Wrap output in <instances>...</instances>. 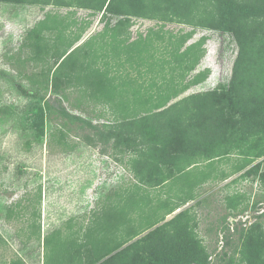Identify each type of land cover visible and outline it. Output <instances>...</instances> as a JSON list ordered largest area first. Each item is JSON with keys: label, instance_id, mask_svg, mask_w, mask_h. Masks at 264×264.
<instances>
[{"label": "rangeland", "instance_id": "374dc122", "mask_svg": "<svg viewBox=\"0 0 264 264\" xmlns=\"http://www.w3.org/2000/svg\"><path fill=\"white\" fill-rule=\"evenodd\" d=\"M55 14L58 17L54 19L63 23L62 27L58 23L50 28L42 26L48 15ZM114 22L115 18L110 21L103 12L93 9L0 0V264H45L46 235L55 230L63 236L83 233L120 194L136 188L137 180L126 164L128 158L112 147L115 140L100 139L88 124L91 121L101 126L114 118L115 109L126 112L125 102L131 110L140 107L138 99L149 97L153 103L157 93L158 86L149 85L152 79L148 68H139L142 74L131 68L123 59L128 51L121 37L105 31ZM124 29L125 25L119 32ZM59 30L61 37L57 35ZM130 31V39L156 33L151 35L153 44L157 56L168 61L167 75L179 71H172L177 67L173 49L178 36L192 32L187 45L206 37L192 74L204 71L207 77L177 99L228 88L238 53L230 33L137 17L132 18ZM157 33L164 40L160 41ZM75 34L80 37L58 68L67 73L76 66L79 81L57 73L58 62L54 60L69 48ZM36 51H41V56L30 61ZM103 71L111 77L101 78ZM45 74L48 81L44 80ZM78 82L89 89H81ZM155 82L162 84V79ZM138 89L144 93L143 98L134 97ZM144 111L136 113L137 117ZM131 112L135 115L136 111ZM130 113H119V118ZM256 164H260L258 171L242 176ZM242 165L243 158L237 154L211 162L201 160L162 186L138 188L147 201L138 213H131L134 223L143 229L162 219L167 210L162 203L172 198L178 205V197L185 193L181 189H188L183 182L196 181L195 199L160 223L193 207V226L206 245L210 264H229L233 255L238 256L235 249L241 243L242 228L258 222L264 230V201L254 206L263 193L259 177L264 172V157L246 167ZM238 193L245 195L242 206L247 207L243 211L227 206L226 197ZM124 233L119 232L118 238H124Z\"/></svg>", "mask_w": 264, "mask_h": 264}, {"label": "trees", "instance_id": "16d2710c", "mask_svg": "<svg viewBox=\"0 0 264 264\" xmlns=\"http://www.w3.org/2000/svg\"><path fill=\"white\" fill-rule=\"evenodd\" d=\"M1 1L39 3L69 9L87 8L103 12V16L110 21L115 18L116 22L105 31L121 37L127 46V54H131L129 58L125 54L123 59L140 74L142 71L139 68L146 66L152 79L149 85L158 86L153 103L149 97L138 99L140 107L131 110L129 103L125 102L126 112L115 109L114 118L101 126L88 121L96 136L106 142L114 139V151L126 155V164L137 180L136 188H128L120 194L115 202L94 218L84 234L78 231L63 236L60 230H55L46 235L48 251L45 264H210L206 245L193 226V207L160 223L167 215L195 199L196 181H184L188 189H181L185 193L178 197V205L172 202V198L166 199V203H162L167 209L162 219L146 228L138 227L131 213H138L147 201L140 196L138 188L162 186L201 160L211 162L237 154L243 158V168L264 157V0ZM57 17L56 14L48 15L42 26L50 28L58 23L62 27L63 23L54 19ZM133 17L201 26L233 35L238 53L228 88L196 92L177 99L207 77L204 71L192 74L203 52L201 42L206 37L187 45L192 32L178 36L173 49L177 67L172 71L176 68L179 71L178 74L170 72L167 75L165 64L168 61L157 56L153 44L151 35L156 33L140 34L136 39H130ZM123 25L126 27L125 34L119 32ZM61 34L59 30L58 37ZM157 34L160 41L164 40ZM79 37L78 34L73 35L74 41H70L69 48L59 58H54L58 62L55 67L59 70L57 73L67 75L69 80L75 77L79 81L75 71L79 69L74 66L65 73L62 68L59 69V63L76 45ZM139 55L143 57L138 59ZM40 56L41 51H36L29 60L36 61ZM84 65L87 66L86 63ZM105 73L108 72L103 71L101 78L111 77ZM158 78L162 79V84L155 82ZM44 80L48 81V74H45ZM77 85L81 89H89L87 85L82 86L83 83L78 82ZM21 90L29 94L25 88L21 87ZM136 91L134 97L143 98L141 89ZM143 110L146 113L137 117ZM130 111H136L135 115ZM119 113L123 116L130 113V116L119 118ZM117 158L122 161V157ZM259 169L260 164H256L242 176L247 177ZM259 178L263 193L254 206L264 201V172ZM226 201L227 206L236 211L247 207L242 206L245 202L243 193L228 195ZM170 203L173 205L170 206ZM122 230L125 237L118 238ZM146 230L149 232L142 235ZM239 238L241 243L235 249L238 256L233 255L229 264H264V230L259 223L242 228Z\"/></svg>", "mask_w": 264, "mask_h": 264}]
</instances>
